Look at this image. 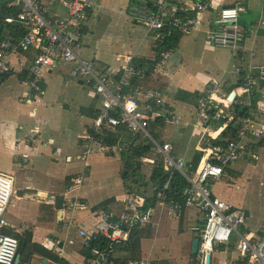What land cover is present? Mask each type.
Returning a JSON list of instances; mask_svg holds the SVG:
<instances>
[{
	"label": "crops",
	"instance_id": "crops-1",
	"mask_svg": "<svg viewBox=\"0 0 264 264\" xmlns=\"http://www.w3.org/2000/svg\"><path fill=\"white\" fill-rule=\"evenodd\" d=\"M135 1L95 0L82 33V43L87 48L83 49L84 52L81 50V55L79 53L78 55L82 59L93 61L99 73L117 71L122 61L131 60L136 64L143 71L139 84L161 90L165 108L177 116L173 122L172 120L167 122L161 139L174 142L178 158L191 164L198 149L204 144L206 129L197 128L192 118L203 96L199 104L187 101L185 97L193 93L204 95L213 84L223 86L226 79L235 75L234 71L238 64L235 54L229 49L217 48L207 39V31L215 28L211 22L217 16L218 10L233 1L209 0L206 3L208 11L199 14L201 18L199 28L185 34L175 49L164 50L160 58L157 57L158 38L149 33L145 24L137 23L129 14V6ZM186 1L190 0H168L178 7ZM263 3L264 0L245 1L247 12L241 15V22L250 24L252 27L249 29L250 33L254 30L255 21L262 15ZM52 8L54 16L62 13L56 6ZM94 19H98L99 22L107 21L111 32L117 34L129 32L131 37L134 35L137 44L133 46L134 49L131 48L133 53L120 54L118 59L115 56L110 60L93 47L91 41H85V35L92 31L90 25ZM137 26L142 30H137ZM258 30L251 33L243 42L246 49L244 64L254 75L259 74V65L264 63V35H261L262 30L259 32ZM148 37L155 40L153 43L156 49L153 48L152 57L140 51ZM170 55L178 56L176 65L180 67L167 69ZM34 56V51L14 55L11 63L15 73L5 76L0 81V173H7L15 180L14 195L5 216L6 223L32 232L34 242L52 249L71 264H86V258L80 253L85 240L80 237L78 231L85 228L92 232L101 219V216L91 211V206L102 201L92 202L103 187L94 177L95 170L104 173L103 177L114 170L120 174L122 160L116 148L106 147L94 139L91 142L90 154H84L85 146L89 142V130L101 102L90 83L72 79L68 63L62 61L49 71L45 69L42 79L44 89L42 88L41 95L38 93L28 99L29 90L23 84V80L30 76L29 69ZM183 66L188 68L189 73L182 69ZM259 86L256 98L260 115L257 116V120L251 119L250 122L254 131L264 128V86L261 82ZM248 104L250 105V102ZM226 128L227 125L222 124L218 133L210 130L211 139L218 141ZM32 135H35L34 138ZM129 137L128 131L125 140ZM81 140L86 142L84 148L79 146ZM260 142H263L262 145H258ZM246 146L243 158H237L224 166V174L220 178L223 182L216 189L217 194H214V198L226 200L247 211L244 230L264 233V138L257 140L249 135ZM95 148L98 152H104L105 156L91 158ZM212 154L214 153L210 146L205 150L202 162L211 160ZM18 174H23L31 183L19 184ZM32 175H37L38 178L35 179ZM71 175H81V179L76 184L68 186L65 179ZM98 181L103 183L105 180ZM69 188L76 189L73 195L81 200V205L75 210L65 208L63 221L58 222L57 199L59 195L68 194ZM243 194L245 197L253 198V207L246 205L250 204V201L243 199ZM112 196L125 203L130 197L127 194ZM160 204L162 212L165 207L168 208L165 202ZM154 211L155 209L151 224L154 235L143 240V258H151L160 264H192L193 260H196V264H205V260L201 263L197 260V255L192 254L194 241L197 238L201 239L203 231L204 214L201 209L188 207L183 217L175 213L173 208L172 211L168 209L165 216L160 215L158 218L155 217ZM170 212L174 215H170ZM175 218L177 225L173 228L171 219ZM171 229L177 233L175 240H170ZM165 236H168L167 241H164ZM146 241H150L147 249ZM217 245L215 244L214 248ZM231 245L236 247V242L229 246L224 245V251L211 252L212 264L222 263L220 259L222 254L229 256L223 261L225 264H241L238 262L235 248L230 249ZM120 247L116 259L126 257L129 252V246ZM47 262L48 259L44 257H37L32 261L33 264Z\"/></svg>",
	"mask_w": 264,
	"mask_h": 264
},
{
	"label": "built area",
	"instance_id": "built-area-1",
	"mask_svg": "<svg viewBox=\"0 0 264 264\" xmlns=\"http://www.w3.org/2000/svg\"><path fill=\"white\" fill-rule=\"evenodd\" d=\"M6 7L18 10L17 16L8 15L0 20V35L3 25L17 24L20 29L18 39L0 38V81L7 75L15 73L11 63L14 55L34 51L29 73L31 77L23 80L28 88V99L42 91L44 73L54 68L62 61L70 65L69 73L75 79L88 82L98 95L101 107L95 112L92 129L95 133H102L107 127L124 126L130 134L129 138L143 135L151 146L150 154L145 163L153 164L162 160L165 170L176 169L184 176L188 186L184 190L187 198V208L197 207L204 214V225L201 244L197 260L204 263L205 256L214 251L215 244L229 246L236 242L234 249L238 255V262L242 264H264V233L244 230L247 222V211L234 206L232 203L214 198V184L222 178L224 166L243 158L246 140L249 135L260 140L264 138V128L254 131L251 119L239 118L237 139L225 144L211 147L213 153L220 159L219 164L211 160L199 164L196 171H191L187 163L176 155V144L170 140L158 141L155 138L154 125L159 118L171 116L172 122L177 119L176 114L165 108L162 91L154 87H144L139 84L143 71L131 60L122 61L117 71L99 73L93 61L82 59L78 52L82 48V33L87 24L89 10L95 0H6ZM246 0H234L233 3L223 5L212 20L215 27L207 31L208 41L221 49H229L237 55L239 51L245 54L246 49L242 41L245 30L241 22V15L247 12ZM52 6L62 13L53 15ZM129 14L137 23L147 26L150 34L158 39L164 38V31L177 29L184 34L196 30L201 25L199 14L207 12L208 6L196 0L186 1L181 7L174 6L168 0H136L129 6ZM53 15V16H52ZM264 25V3L262 15L256 21L255 29ZM251 30V33H253ZM248 70V69H247ZM259 74L254 75L251 69L244 78L242 93L255 96L259 91L260 82H264V63L259 65ZM238 76L242 73L240 67L234 71ZM229 94L221 84H213L205 91L200 106L192 114L194 125L200 129L220 131L224 118L223 106L229 105ZM169 114V115H168ZM90 135V134H89ZM35 135H32L34 138ZM93 137L85 146L84 154L89 155L92 150ZM125 145L129 141L125 140ZM75 188H69L64 194V207L75 210L81 205V200L75 198ZM15 191V180L7 173H0V230L6 223ZM121 213L106 211L94 230L89 232L80 228L78 233L85 242L101 234L111 240L110 250L103 252L92 264H109L116 259L120 246H129L131 234L136 226L151 225L153 209H141L134 200ZM51 203V201H47ZM212 241L213 246L208 242ZM88 245V244H86ZM19 240L0 232V264H14L18 254ZM123 259V258H122ZM129 264H160L151 258H141Z\"/></svg>",
	"mask_w": 264,
	"mask_h": 264
},
{
	"label": "trees",
	"instance_id": "trees-1",
	"mask_svg": "<svg viewBox=\"0 0 264 264\" xmlns=\"http://www.w3.org/2000/svg\"><path fill=\"white\" fill-rule=\"evenodd\" d=\"M196 1L204 4L209 2V0ZM232 1L234 2V0ZM6 3V0H0V20L8 15L17 16L18 10L8 9L6 7ZM183 4L184 3L179 5V7ZM256 21L253 24V29H255ZM242 23L245 28L242 32V41L245 42L246 38L251 35L249 29L252 27H250V24L247 22L243 21ZM257 29H259L258 32L262 30L261 35H264V25L259 26ZM19 36L20 29L17 24H10L6 26L2 24L0 38L18 39ZM183 36H185V34L177 29L165 30L164 38L158 39L157 41V57H162L164 50L167 51L175 49ZM235 56L238 63L236 67H240L242 69V73L238 76L232 75L230 78L226 79L222 86L223 90L229 94V96L233 92L237 93L235 100L229 104V108L223 106L224 118L221 125H227V128L222 133L218 141L212 140L210 136L209 142H206V144L202 145L201 149H198L193 163L187 165L188 169L191 171H196L198 165L202 163V160L205 157V150H207L210 146L212 147L218 143L225 144L237 139L239 129L237 121L239 118L257 120V116L260 115V112L257 109V94L250 98L248 94L242 93L241 90L244 78L249 75L246 65L244 64L245 56L241 51H239ZM29 77H31V75ZM42 88L44 89L43 82ZM39 95H41V93ZM202 96V93L188 94L185 97V100L199 104V100ZM249 102L250 105L248 104ZM170 120H172L171 116L158 119V123L154 125V128L157 129L155 131L156 140L163 142L161 135L167 125V122ZM127 133L128 130L124 126H107L102 133H95L92 127L89 130L90 136L93 137L96 142L111 149L118 148L119 156L122 160L120 175L123 179L125 194L130 196L129 199L134 200L133 202H135L141 209L149 207L155 209L158 203L167 202L174 209L175 213L177 212L178 215L183 217L188 201L184 195V190L189 185L187 180L181 172L176 169L169 171L165 170L162 160H158L153 164L147 165L145 163V158L150 154L151 149L150 144L147 142L148 140L144 138L143 135H138L136 138L126 139L129 141V145L126 146L125 137ZM203 138L205 140V136ZM85 143L81 140L79 146L84 148ZM262 143L263 142H260L258 145H262ZM211 161L215 164L220 163V159L215 153L212 154ZM80 179L81 175H71L67 176L65 180L68 186H72ZM143 187L144 189L141 194V189ZM148 187H150V190L152 187L150 194L149 192L147 194ZM130 204V202L125 203V201H119L115 196H112L91 206V211L99 216L103 215L106 211H114L119 214ZM99 221L100 219L98 222ZM153 231L152 225L136 226L133 229L131 239L128 242L129 252L127 256L112 259L109 264H129L131 261L143 258V240L152 238L154 235ZM0 232L4 235L14 236L22 243L18 251V254L22 256L19 264H33L32 261L37 257L47 258V264H71L69 261L60 257L59 254L55 253L52 249L45 247L43 244H37L34 242L32 232L10 226L9 224H6ZM86 244L88 245L86 246ZM111 244L113 243L110 239L101 234H96L94 237L87 240V242L84 241L82 243L80 253L86 258V264H92L93 261L98 259L103 252H108L110 250ZM234 248L235 245L230 246V249ZM214 250L216 252H220L221 250L224 251L225 247L223 244H218Z\"/></svg>",
	"mask_w": 264,
	"mask_h": 264
},
{
	"label": "rangeland",
	"instance_id": "rangeland-1",
	"mask_svg": "<svg viewBox=\"0 0 264 264\" xmlns=\"http://www.w3.org/2000/svg\"><path fill=\"white\" fill-rule=\"evenodd\" d=\"M90 26H91L92 31L85 35L84 40L85 41H91L93 47H96V49L99 50L100 53L104 57L112 60L115 56H117V59H118L120 54L126 55L129 53H133V49H134L133 46L137 44L136 37L134 35H132V37H131L129 35V32H127V33L122 32V34H117L115 32H111L110 26L107 23V21H105V20H102L101 22H99L98 19H94V21L91 22ZM137 30H142V28L137 26ZM93 32H94V36H93ZM154 41L155 40L152 37H148L147 41L142 45L140 51L145 52L148 57H152L151 52H152L153 48L156 49L155 43H153ZM124 44L126 45L125 47H124ZM84 48H87V47L85 45H83V47L79 50L78 53L80 55H81L82 51L84 52V50H83ZM131 48H133V49H131ZM90 59H92V58H90ZM177 60H178L177 55H170L169 59L167 61V69L172 70V69H176V68L180 67L179 65L178 66L176 65ZM182 69L184 71H186L187 73H189V70L186 66H183ZM72 79H74V78H72ZM210 135H211V131L206 130L204 144H206V142H209ZM116 150H118V148H116ZM103 153L104 152H102V153L98 152L97 148H95L91 158H93V157L99 158L101 156H105ZM93 161H95V160H93ZM95 171L96 172H95L94 177H95L97 183L99 185H103V187L97 193V196L92 199V202L96 203L97 201H99V200L101 201V200H103L107 197H110L112 195L125 194L123 179L116 170H114L112 173H109L106 177H103L102 174H104V173H101L100 170H95ZM98 180H105V181L103 183H100ZM222 182L223 181H221V179H220L214 184V191L213 192L215 195L217 194L216 189L222 184ZM143 189H144V187L141 189V193H142ZM151 190H152V187H151ZM151 190H150V187H148L147 194H148V192L150 194ZM242 198L245 199L246 201H250V204H246L248 207H250V208L253 207V201L254 200L251 196L245 197L243 194ZM165 203H166L168 208L165 207V210L163 212H162V205L160 203L157 204L155 211H154L156 218H158L160 215L165 216L167 214L168 209L172 211V207L167 202H165ZM173 212H170V215H174ZM171 224H172L173 228L177 225L176 218L171 219ZM170 233L172 236H174V237L171 236L170 240H175L177 233L174 231V229H171ZM167 240H168V236H165L164 241H167ZM149 242L150 241L145 242V248L146 249L148 248L147 244ZM228 257L229 256L227 254H222L220 256L222 263H220V264H225V262H223V261L225 259H227Z\"/></svg>",
	"mask_w": 264,
	"mask_h": 264
},
{
	"label": "water",
	"instance_id": "water-1",
	"mask_svg": "<svg viewBox=\"0 0 264 264\" xmlns=\"http://www.w3.org/2000/svg\"><path fill=\"white\" fill-rule=\"evenodd\" d=\"M81 83L82 80H81ZM261 85L264 86V82H261ZM64 90V89H63ZM236 95L237 93L236 92H233L230 96H229V102H233L236 98ZM64 203H65V199H64V196L63 195H59L58 196V199H57V204H56V207H57V220L58 222H62L63 221V216H64ZM21 242H19V248H18V251L20 249V246H21ZM200 244H201V239H196L194 241V244H193V252L192 254L193 255H197L199 253V249H200ZM209 246H213V242L210 241L208 242ZM21 255L20 254H17V257H16V261L14 264H19L20 261H21ZM212 260H213V254L211 252L207 253L206 256H205V264H212ZM192 264H196V260H193L192 261Z\"/></svg>",
	"mask_w": 264,
	"mask_h": 264
},
{
	"label": "bare ground",
	"instance_id": "bare-ground-1",
	"mask_svg": "<svg viewBox=\"0 0 264 264\" xmlns=\"http://www.w3.org/2000/svg\"><path fill=\"white\" fill-rule=\"evenodd\" d=\"M18 176H19V180H20L19 184H24V183H26V182L31 183L29 180H27V179L24 177L23 174H18ZM32 176H34L35 179L38 178L37 175H32ZM73 193H75V192H73Z\"/></svg>",
	"mask_w": 264,
	"mask_h": 264
}]
</instances>
